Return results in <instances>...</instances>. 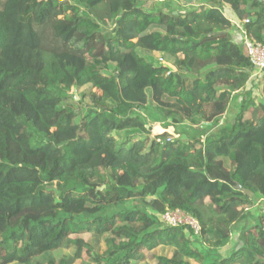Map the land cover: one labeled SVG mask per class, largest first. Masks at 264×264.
Segmentation results:
<instances>
[{
  "label": "trees",
  "instance_id": "trees-1",
  "mask_svg": "<svg viewBox=\"0 0 264 264\" xmlns=\"http://www.w3.org/2000/svg\"><path fill=\"white\" fill-rule=\"evenodd\" d=\"M208 2L147 12L143 0H0V264H264V214L247 213L264 199V102L196 138L258 76L231 18L264 44V0ZM85 86L102 96L67 106L64 89ZM154 124L195 139L151 140ZM168 210L194 216L201 236L165 226ZM83 233L110 234L107 250L73 238ZM160 246L174 256L152 254Z\"/></svg>",
  "mask_w": 264,
  "mask_h": 264
},
{
  "label": "rangeland",
  "instance_id": "rangeland-1",
  "mask_svg": "<svg viewBox=\"0 0 264 264\" xmlns=\"http://www.w3.org/2000/svg\"><path fill=\"white\" fill-rule=\"evenodd\" d=\"M62 1V0H61ZM189 3H193L192 6L187 5L186 2L182 0H143V10L147 12H152L155 9H161L163 11H167L168 7L167 5H170L172 7V10H178L180 12H183L185 10L189 9H197L200 8L203 4L209 3L208 0H190ZM113 30V28H105V33H110ZM139 54L146 58L149 62H152L155 66H168L173 69L172 62L173 59L170 57H167L163 55L162 53H149L147 51L138 50ZM66 93L70 96L68 101L66 102L67 106L76 108L78 110H84L85 108L91 106V98L92 95L95 93L98 97L102 96V92L98 89H94L91 86H85L80 89L72 90L69 92V89H64ZM76 104L74 103V101ZM264 102V95L262 94V73H258V76H256V73H253V78L248 83L247 89H244L240 93L235 94L230 108L228 112L221 118L220 124L212 128L211 130H206L205 128L199 127V131L196 133V138H200L201 140H205L207 136L209 135H218L220 131L224 127H228L235 118L238 116V114L242 110H247V114L250 115L261 103ZM141 114V113H140ZM142 117L143 114H141ZM170 122H173L171 118H168ZM147 123L148 120L146 119ZM188 123V122H187ZM151 129L150 139L154 140L157 139L158 136L163 135L166 131L170 135L174 137V139H182V140H188L192 141L195 138L192 137V133H186L182 136H178L175 134V131L173 128H170L168 130H165L164 127L161 124H154L152 127L149 126ZM252 206L248 208V212L250 213V219L253 220V218H257L264 214V199H259L257 197H254L252 199ZM137 202H133L132 204L127 203L126 207H129L130 205H137ZM161 221V217H160ZM162 222V221H161ZM245 225L244 223L237 224V227L233 233H232V241L229 246L224 248L221 251L222 255L228 254L235 246L238 245L239 242V236H240V226ZM110 236V234H106L104 237H102L100 240H96V238L93 236L92 233H83L80 235H75L73 238L75 239H83L87 243L91 244L96 252L98 254H103L107 250V243L106 239ZM194 246L204 249L202 245H199L196 242H193ZM76 252L75 247H71L70 249H61L59 251H56L54 253V256L57 260H60L62 257L74 255ZM175 250L171 247L167 246H160L157 249H155L152 254L159 256V257H166L171 259L174 256ZM86 261L92 263V260L86 257L84 258ZM187 260V259H185ZM192 264H197L194 260H190ZM76 264H81V261H78ZM133 264H152L149 262V259H147L145 262H133Z\"/></svg>",
  "mask_w": 264,
  "mask_h": 264
},
{
  "label": "built area",
  "instance_id": "built-area-1",
  "mask_svg": "<svg viewBox=\"0 0 264 264\" xmlns=\"http://www.w3.org/2000/svg\"><path fill=\"white\" fill-rule=\"evenodd\" d=\"M231 21L254 69L258 73H262L264 71V44L256 42L247 33L245 26L250 22L249 20L239 21L237 18H232ZM161 221L167 227L190 228L195 236H201L202 227L200 222L194 216L182 210H168L161 216Z\"/></svg>",
  "mask_w": 264,
  "mask_h": 264
},
{
  "label": "crops",
  "instance_id": "crops-1",
  "mask_svg": "<svg viewBox=\"0 0 264 264\" xmlns=\"http://www.w3.org/2000/svg\"><path fill=\"white\" fill-rule=\"evenodd\" d=\"M232 19V18H231ZM257 75V74H256Z\"/></svg>",
  "mask_w": 264,
  "mask_h": 264
}]
</instances>
